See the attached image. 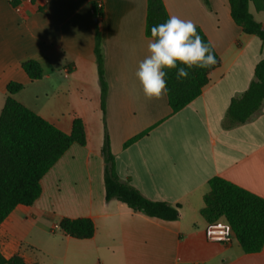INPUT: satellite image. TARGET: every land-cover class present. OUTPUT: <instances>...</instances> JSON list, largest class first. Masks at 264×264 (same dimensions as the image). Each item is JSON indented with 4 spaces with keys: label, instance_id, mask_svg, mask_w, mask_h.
I'll return each mask as SVG.
<instances>
[{
    "label": "crops",
    "instance_id": "1",
    "mask_svg": "<svg viewBox=\"0 0 264 264\" xmlns=\"http://www.w3.org/2000/svg\"><path fill=\"white\" fill-rule=\"evenodd\" d=\"M11 1L0 0V103L10 82L22 84L12 96L17 102L66 134L80 118L86 145L71 146L41 180L35 203L16 207L0 225L1 255L18 254L24 264H264V248L246 254L233 234L228 243L208 240L200 215L213 177L264 199V104L244 124L226 126L231 100L249 88L264 60V42L232 22L227 0H162L169 17L203 31L220 59L202 94L173 115L166 94L147 99L136 76L152 40L145 35L146 0H94L99 21L91 0H24L15 7ZM249 12L264 24V12L250 5ZM27 60L39 63L40 80L31 82L22 70ZM105 131L120 181L149 201L179 207L178 220L149 218L105 200ZM63 218L90 219L94 236H65L58 227Z\"/></svg>",
    "mask_w": 264,
    "mask_h": 264
},
{
    "label": "trees",
    "instance_id": "2",
    "mask_svg": "<svg viewBox=\"0 0 264 264\" xmlns=\"http://www.w3.org/2000/svg\"><path fill=\"white\" fill-rule=\"evenodd\" d=\"M24 0H12V6ZM145 35L152 38L151 29L165 23L169 16L162 0H146ZM232 22L242 32L255 36L264 42V24L256 22L249 12L253 4L257 12H264V0H227ZM92 10L97 21L102 16L100 3L91 0ZM205 43L209 42L203 31L196 27ZM212 47V45H211ZM216 63L210 68L194 67L188 78L177 79L176 69L166 72V97L171 114H176L197 99L209 83L210 73L220 66V59L212 47ZM96 57L98 82L100 87V108L105 113L107 84L104 79L103 56L100 34L97 27ZM21 68L31 82L42 78L38 62L27 60ZM23 85L10 82L6 86L7 97L0 112V225L18 206L30 207L41 195L40 182L73 145L84 147L86 134L80 118H74L71 131L66 134L48 123L33 111L17 102L12 96L23 90ZM264 104V60L254 69V80L239 98L233 99L227 110V127L247 122ZM152 128L133 137L124 144L128 147L149 134ZM104 160L105 200L124 203L133 211L164 222L179 218V207H171L164 202L145 199L128 183L120 181L115 170V158L110 151L107 132L101 148ZM209 191L203 197L201 217L208 223L224 221L231 229L242 251L246 254L258 253L264 248V199L246 191L222 178L213 177L208 181ZM61 232L75 240H89L94 236L93 222L88 218L59 221ZM0 264H24L16 254L5 259L0 253Z\"/></svg>",
    "mask_w": 264,
    "mask_h": 264
},
{
    "label": "clouds",
    "instance_id": "3",
    "mask_svg": "<svg viewBox=\"0 0 264 264\" xmlns=\"http://www.w3.org/2000/svg\"><path fill=\"white\" fill-rule=\"evenodd\" d=\"M147 55L139 62L136 76L142 85L144 96L162 99L167 91L164 69H176L177 79L188 78L194 67L210 68L216 63L212 47L205 43L191 20L170 16L165 23L151 29Z\"/></svg>",
    "mask_w": 264,
    "mask_h": 264
},
{
    "label": "built area",
    "instance_id": "4",
    "mask_svg": "<svg viewBox=\"0 0 264 264\" xmlns=\"http://www.w3.org/2000/svg\"><path fill=\"white\" fill-rule=\"evenodd\" d=\"M207 238L212 242L228 243L231 237V229L224 221H217L207 226Z\"/></svg>",
    "mask_w": 264,
    "mask_h": 264
},
{
    "label": "rangeland",
    "instance_id": "5",
    "mask_svg": "<svg viewBox=\"0 0 264 264\" xmlns=\"http://www.w3.org/2000/svg\"><path fill=\"white\" fill-rule=\"evenodd\" d=\"M252 5L250 4V9H252ZM251 11H253V10H251ZM258 20V19H257ZM28 91H30L29 89H28ZM27 91V92H28ZM3 105H4V102L3 101H1V103H0V112H1V110H2V108H3Z\"/></svg>",
    "mask_w": 264,
    "mask_h": 264
}]
</instances>
